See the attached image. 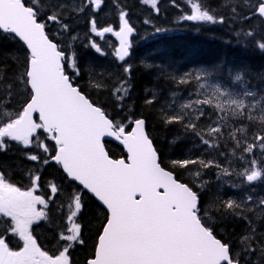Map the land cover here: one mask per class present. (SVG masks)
Segmentation results:
<instances>
[{"label": "snow or ice", "instance_id": "1", "mask_svg": "<svg viewBox=\"0 0 264 264\" xmlns=\"http://www.w3.org/2000/svg\"><path fill=\"white\" fill-rule=\"evenodd\" d=\"M143 3L158 11L157 0H143ZM29 4L26 6L25 0H0V32L17 39L25 49L22 70L15 81L24 89L25 99L21 108L13 110L14 114H6V118L0 120V150H6V142L34 148L36 152L27 155V159L41 167L54 163L76 188L69 189L67 210L64 213L61 209L64 219L55 236L57 247L50 252L38 242L33 226L49 220L47 210L59 186L49 185L46 197L43 193L37 194L41 190L39 171L30 175V187L22 190L0 169V218H6L8 225V230L0 233V264H75L71 250L86 243L85 194L105 212L93 254L86 258L85 264H249L250 256L246 255L242 262L241 252H234L232 244L218 236L214 226L206 222L207 209L202 208L199 190L181 182L175 173L176 168L187 169L190 165L204 170L220 169L221 165L211 159L184 158L172 160L171 168L162 166L158 150L146 132L144 118H135L127 124L116 122L104 106L92 100L74 80L73 76L78 74L74 55H68L46 31L48 22L60 23L62 17L46 14L45 19L31 0ZM189 4V14L181 19L224 23L223 16L217 18L203 10L202 3L189 0ZM101 6L102 0L85 4L93 13ZM253 15L264 18V0H256ZM126 16V12L120 11L117 25L101 26L94 18L89 21V31L95 37L103 40L106 34H111L117 38L119 46L115 48V57L120 62L129 56L130 37L135 31ZM62 29L69 31L70 26L62 24ZM89 46L97 54H104L95 40L90 41ZM257 47L264 51V39ZM129 71V67L124 68L126 74ZM195 79L200 77L195 76ZM188 82V76L175 81L178 85ZM127 84L125 80L116 89L118 100L128 95ZM8 91L11 94V85ZM189 95L195 98L182 104L178 113L168 115L164 123H181L185 115L183 109H195L203 116V106L214 105L221 112L230 109L233 116H244L248 111L242 96L219 88L211 94L193 92ZM153 102V99L146 101ZM248 119H253L250 113ZM185 127L204 145L217 146L195 131V123L185 122ZM240 131L242 128H237L231 136L237 149L249 156L257 149L264 153V130L251 142L245 139L243 143L237 137ZM222 135L218 124L207 130V136L212 139ZM105 138L121 142L127 159L111 158L105 148ZM222 174L230 176L232 173L224 168ZM195 175L200 177L201 172ZM239 175L253 184L264 180V169L258 166L256 159H251L249 167ZM247 200L252 201V197L248 196ZM258 203L264 207V199ZM223 208L246 219L241 203L235 200H227ZM252 233L240 241L243 252H259L264 256V239H255V229ZM9 237H16L18 246L11 247Z\"/></svg>", "mask_w": 264, "mask_h": 264}, {"label": "trees", "instance_id": "2", "mask_svg": "<svg viewBox=\"0 0 264 264\" xmlns=\"http://www.w3.org/2000/svg\"><path fill=\"white\" fill-rule=\"evenodd\" d=\"M82 1V4H78L75 0H31L45 19L46 14L62 17L60 23L48 22L46 30L68 55H74L78 73L73 76L74 80L92 100L103 105L116 122L124 121L127 124L135 118H144L149 136L163 161L162 166L171 168L172 160L184 158L217 161L220 169L211 167L204 170L198 165H190L187 169L176 168L175 173L182 182L199 190L202 208L207 209L206 222L214 226L218 236L232 244L234 252H241L242 262L248 255L249 264H264V256L259 252L244 253L240 243L244 236L253 234V229L255 239H264V207L258 203L263 199L264 192L258 187L261 196L248 201L240 193V186L244 187L246 183L239 175L247 168L245 163L240 162V157L244 156L243 160L256 159L261 152L256 150L249 156L237 149L236 141L231 139L236 129L242 128L237 137L241 143L245 139L251 142L264 130V109L249 107L244 116H233L231 111H218L216 115L215 110L206 108L204 115L196 118L190 117L189 109H183L185 115L181 123L169 125L163 122L168 115L180 111L181 99L195 92L203 80L219 82L225 87L239 84L245 88L247 96L253 98L251 102L254 105L260 99L264 100V51L257 47L264 39V21L253 15L256 0H196L202 3L203 10H208L217 18L224 17V23L215 24L181 19L189 14V0H157L158 11L145 5L143 0H102L100 13L94 15L85 7L87 0ZM25 3L30 6L29 0H25ZM120 11L127 13L126 18L137 32L130 55L124 62L117 61L106 45L103 48L99 43L104 54H97L88 43L91 39L90 19H96L101 26L115 25ZM62 24H68L70 30L64 31ZM248 32L252 35H247ZM24 57L22 43L0 32V105L12 114L14 109L23 106L25 99L22 95L24 89L15 82L22 70ZM125 67L130 68L127 74ZM69 75L73 73L69 72ZM185 76L189 77L187 84L175 83ZM195 76L200 79L196 80ZM125 80L128 81V95L118 100L116 89ZM9 85L12 87L11 94ZM148 99L154 102L148 104ZM249 113L253 117L251 121L248 119ZM216 121L223 135L212 139L207 136V130ZM185 122L195 123V131L217 146L202 144L191 130L186 129ZM107 148L114 158L124 156L123 149L118 145L107 143ZM35 152L17 147V143H14L11 152L0 153V161H5L0 166H4L6 174L20 176L21 171H25L24 167L36 168L37 164L28 163L26 158ZM224 168H228L232 174L223 175ZM197 171L201 172L200 177L195 175ZM40 174L42 179L53 176L59 180L65 213L69 189L74 190L76 186L71 185L54 164L43 167ZM229 199L241 203V212L246 219L223 208ZM84 200L86 243L76 247V255L72 259L75 264H85L105 216L104 210L92 199L85 195ZM58 223L60 221L55 216L49 226L42 228L47 243L54 240Z\"/></svg>", "mask_w": 264, "mask_h": 264}, {"label": "rangeland", "instance_id": "3", "mask_svg": "<svg viewBox=\"0 0 264 264\" xmlns=\"http://www.w3.org/2000/svg\"><path fill=\"white\" fill-rule=\"evenodd\" d=\"M91 2V0H89ZM76 3L78 4H82V0H75ZM93 7H95L93 5ZM101 11V8L96 10L95 13H91L92 15L94 14H98L100 13ZM118 24V22H117ZM116 24V25H117ZM115 30H118V28H116ZM99 39L98 37H95L94 34H92L91 36V41L92 40H95L96 42H99ZM101 41H104V45H106L112 52V55L115 56V48L118 47V40L115 36L111 35V34H106L105 38ZM115 47V48H114ZM104 52H107V51H104ZM201 85H203V87H201ZM215 88H219L221 89V91H226L232 95H240L242 96V98L245 100V103L246 105L248 106V108L250 106H252V103H251V97L250 96H247V94L245 93H242L240 91H236L234 90L233 88H225L221 83H217L215 81H211V80H204L201 82L200 86H199V89L195 92L197 95H200V94H211L212 91L215 89ZM242 90V89H241ZM195 97H190V95L188 97H186L185 99H181L180 103L184 104V103H187L189 102L190 99H194ZM179 103V102H178ZM257 107H259L260 109H264V102H262L261 100L258 101V103L256 104ZM255 105V106H256ZM2 107V105H0ZM206 108H209L210 111H213L215 110V112L217 113L218 111H220V109H217L215 108L214 105H211V106H203V111H205ZM217 109V110H216ZM190 110V117H195L196 114H198L199 112L196 111L195 109H189ZM257 110V109H255ZM226 111H231L230 109L226 110ZM6 114H12L10 110L8 109H4L3 107L0 108V120L2 119H5L6 118ZM218 125H219V122L217 121L216 122ZM210 144H212L210 142ZM10 146V145H9ZM208 146V145H206ZM262 158L261 160H259L258 162V166L262 169H264V163H261V161H264V153H262ZM240 162L242 163H245L246 167H249L250 165V160L249 159H246V160H240ZM241 176V175H240ZM242 181H244L246 183V185L243 187V186H240L241 188V195L244 196V198H247L248 196H251L252 199H256L258 197L261 196V191L263 190L264 192V189H263V183H264V180H261V181H257L253 184H248L244 178L241 179ZM232 184V183H231ZM261 188V191L259 190V188ZM263 199H264V196H263ZM93 253V246H92V249L90 251V254L86 256V258L90 257Z\"/></svg>", "mask_w": 264, "mask_h": 264}, {"label": "flooded vegetation", "instance_id": "4", "mask_svg": "<svg viewBox=\"0 0 264 264\" xmlns=\"http://www.w3.org/2000/svg\"><path fill=\"white\" fill-rule=\"evenodd\" d=\"M4 163H5V161H0V165L1 164H4ZM0 169H2L5 173H7L6 170L4 169V166L3 167L0 166ZM23 169H25V171H23V170L21 171V178L18 175L17 176L16 175L13 176V175H8L7 174V176L18 187H22V190H26L28 187H30V181H29V185H27L26 182L24 184L23 180L26 178V176L24 174H26L29 170L26 167H24ZM42 178L43 177L41 176L40 184L43 182V179ZM42 189H44V187L41 184V190ZM41 190L37 194H41ZM38 226L40 227V229H39L40 234L37 235L38 242H41L42 243V246H43V243L47 244V246L49 247L48 250L50 252H52V251L54 252L55 251V248L52 249L48 245L49 243H47L46 240H45V236H44L43 231H42V228H45V227L44 226H41V224L38 225ZM6 230H8V225L6 223V218H0V233L5 232ZM9 240H10V246L11 247H14L15 248L16 246H18V239L16 237H9Z\"/></svg>", "mask_w": 264, "mask_h": 264}, {"label": "water", "instance_id": "5", "mask_svg": "<svg viewBox=\"0 0 264 264\" xmlns=\"http://www.w3.org/2000/svg\"><path fill=\"white\" fill-rule=\"evenodd\" d=\"M262 19L264 20V18H262ZM133 34H134V33H133ZM133 34H132V36H133ZM132 36L130 37V40H131ZM34 116H35V114H34ZM105 139L113 140V141L117 142L118 144H120L121 146H123L122 143L119 142V141H117V140H115V138H105ZM105 139H104V140H105ZM123 148H124V151H125V153H126V149H125L124 146H123Z\"/></svg>", "mask_w": 264, "mask_h": 264}, {"label": "bare ground", "instance_id": "6", "mask_svg": "<svg viewBox=\"0 0 264 264\" xmlns=\"http://www.w3.org/2000/svg\"><path fill=\"white\" fill-rule=\"evenodd\" d=\"M128 57H129V56H128ZM128 57H126V59H127ZM126 59H125V60H126ZM260 100H261L262 102H264V100H262V99H260ZM191 118H196V117H191Z\"/></svg>", "mask_w": 264, "mask_h": 264}]
</instances>
